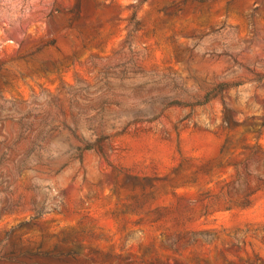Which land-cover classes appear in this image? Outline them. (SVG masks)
Wrapping results in <instances>:
<instances>
[{
    "label": "rangeland",
    "instance_id": "obj_1",
    "mask_svg": "<svg viewBox=\"0 0 264 264\" xmlns=\"http://www.w3.org/2000/svg\"><path fill=\"white\" fill-rule=\"evenodd\" d=\"M68 250L264 264V0H0V264Z\"/></svg>",
    "mask_w": 264,
    "mask_h": 264
},
{
    "label": "trees",
    "instance_id": "obj_2",
    "mask_svg": "<svg viewBox=\"0 0 264 264\" xmlns=\"http://www.w3.org/2000/svg\"><path fill=\"white\" fill-rule=\"evenodd\" d=\"M193 1V0H191ZM93 147L96 148V144H93ZM92 147V148H93ZM97 149H98V153L101 154V149L99 146H97ZM170 248H173V246H170ZM60 257L63 259V262L65 264H67L68 261H75L77 260V258L81 257V255L79 254V252L75 251V250H68L62 254H60ZM90 264H95L93 260L91 259H87L85 258ZM127 261H126V264H141V262H137L135 260H130V258H126ZM152 264V263H150Z\"/></svg>",
    "mask_w": 264,
    "mask_h": 264
}]
</instances>
